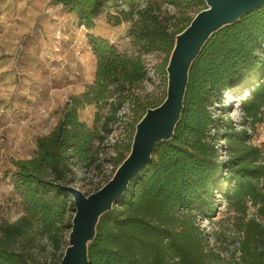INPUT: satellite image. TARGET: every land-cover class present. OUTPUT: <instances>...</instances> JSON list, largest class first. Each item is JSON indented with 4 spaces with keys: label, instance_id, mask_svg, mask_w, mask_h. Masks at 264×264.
Segmentation results:
<instances>
[{
    "label": "trees",
    "instance_id": "16d2710c",
    "mask_svg": "<svg viewBox=\"0 0 264 264\" xmlns=\"http://www.w3.org/2000/svg\"><path fill=\"white\" fill-rule=\"evenodd\" d=\"M53 1L87 29L94 28L101 16L112 25L129 24L127 36L135 50L131 55L121 53L108 40L88 36L97 59L94 81L68 98L54 128L37 138L33 157L12 161L13 187L24 213L14 222L0 224V264L61 263L75 205L57 185L83 182L78 172L102 175L107 163L114 172L92 193L112 178L130 153L137 123L166 97L155 105L143 103L144 56L156 52L169 56L176 35L195 17L181 26L168 7L189 8L196 14L204 9L202 0ZM163 64L167 67L168 58ZM244 90V120L264 121V6L222 28L206 43L191 67L173 138L155 146L152 160L112 210L101 216L88 247L89 264H264L262 151L249 143L246 130H237L232 120L216 118L211 111L222 104L224 95ZM87 106L96 108L91 126L80 119ZM125 107L136 108L125 121L129 143L122 147L115 143V155H104L105 142L127 117L120 113ZM220 144L228 154L225 160L219 158ZM217 194L242 217L236 224L238 247L230 259L214 250L198 223L199 218L212 220L216 215ZM249 202L261 220L246 218Z\"/></svg>",
    "mask_w": 264,
    "mask_h": 264
},
{
    "label": "rangeland",
    "instance_id": "374dc122",
    "mask_svg": "<svg viewBox=\"0 0 264 264\" xmlns=\"http://www.w3.org/2000/svg\"><path fill=\"white\" fill-rule=\"evenodd\" d=\"M202 7L207 8L205 2ZM168 9L181 26L196 14V10L189 8ZM128 26L127 23L112 25L101 16L94 28L87 29L53 0H0V224L14 222L24 213L21 198L13 187L12 161L33 157L37 138L54 128L68 98L79 95L94 81L97 59L88 36L106 39L119 52L131 55L135 48L127 36ZM169 57L161 52L144 56L147 79L141 94L143 103L155 105L166 96L167 72L163 63ZM246 94L244 90L224 95L222 104H215L211 111L216 118L232 120L237 130H246L249 143L261 149L264 160V121L253 124L244 120L241 104ZM135 109L121 110L127 117L105 142L104 155H115V143L119 146L129 143L130 131L126 130L125 121L130 120ZM95 112L94 106H87L80 111V119L91 126ZM220 145L219 158L225 160L228 154L223 144ZM114 169L107 163L102 175L92 170L78 172V177L85 180H78L74 187L91 194ZM216 202L217 212L212 220L202 217L198 223L214 250L224 259H230L238 247L240 235L236 224L242 217L220 194ZM256 209L249 202L246 218L259 220ZM51 253L49 249L46 256L51 257Z\"/></svg>",
    "mask_w": 264,
    "mask_h": 264
},
{
    "label": "water",
    "instance_id": "95a60500",
    "mask_svg": "<svg viewBox=\"0 0 264 264\" xmlns=\"http://www.w3.org/2000/svg\"><path fill=\"white\" fill-rule=\"evenodd\" d=\"M202 1L207 8L198 12L190 24L176 35L166 67L164 101L155 108H149L137 123L130 153L112 178L89 195L74 186L57 185L71 195L75 205L68 246L60 264H89L88 247L96 237L101 216L112 210L132 179L152 160L155 146L173 138L184 109L191 67L206 43L222 28L264 6V0Z\"/></svg>",
    "mask_w": 264,
    "mask_h": 264
}]
</instances>
